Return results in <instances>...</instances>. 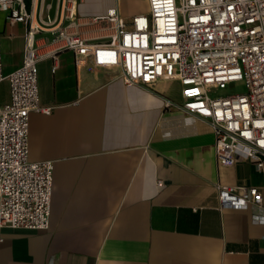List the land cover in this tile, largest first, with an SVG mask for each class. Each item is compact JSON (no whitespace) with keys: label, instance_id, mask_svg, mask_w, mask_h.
Returning <instances> with one entry per match:
<instances>
[{"label":"crops","instance_id":"0c3cea01","mask_svg":"<svg viewBox=\"0 0 264 264\" xmlns=\"http://www.w3.org/2000/svg\"><path fill=\"white\" fill-rule=\"evenodd\" d=\"M59 2L27 0L38 23L57 19ZM112 6L82 0L78 13ZM25 28L0 11L1 38L20 39L5 73L21 64ZM38 85L51 111L30 113L29 158L54 160L50 225L0 228V264H264V208L222 210L217 188L264 193V166L218 163L212 126L166 105L181 102L179 81L127 85L119 68L78 66L65 50L38 63Z\"/></svg>","mask_w":264,"mask_h":264},{"label":"built area","instance_id":"2783aa9c","mask_svg":"<svg viewBox=\"0 0 264 264\" xmlns=\"http://www.w3.org/2000/svg\"><path fill=\"white\" fill-rule=\"evenodd\" d=\"M80 1L60 0L59 17L38 23L27 0H0L6 21L26 27L21 64L9 73L0 33V82L10 87L0 103V228L50 225L54 160L29 158L30 113L51 111L40 103L38 63L65 50L78 66L119 68L127 85L179 81L181 102L166 105L212 126L218 163L264 166V0H147L129 19L118 6L82 16ZM217 188L222 210L264 208L257 186Z\"/></svg>","mask_w":264,"mask_h":264},{"label":"rangeland","instance_id":"374dc122","mask_svg":"<svg viewBox=\"0 0 264 264\" xmlns=\"http://www.w3.org/2000/svg\"><path fill=\"white\" fill-rule=\"evenodd\" d=\"M105 1L107 4L111 0H98V3H102ZM115 4L118 5L121 13L127 12L129 10L144 9L147 6L144 0H115ZM19 41L20 39L18 38L14 39V38L9 37L7 35V32L5 33V35L2 36L3 61L5 63V66L11 65L14 62L16 55L13 49H14L15 43L19 44L20 43ZM6 83H7V80H5V82H0V98L3 96V93L6 90ZM232 86L235 87V84ZM234 89L239 90V91H244L243 85H239Z\"/></svg>","mask_w":264,"mask_h":264}]
</instances>
